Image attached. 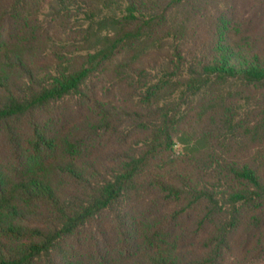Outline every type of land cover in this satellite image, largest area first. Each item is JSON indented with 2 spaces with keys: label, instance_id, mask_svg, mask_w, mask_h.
<instances>
[{
  "label": "trees",
  "instance_id": "1",
  "mask_svg": "<svg viewBox=\"0 0 264 264\" xmlns=\"http://www.w3.org/2000/svg\"><path fill=\"white\" fill-rule=\"evenodd\" d=\"M0 264H264V0H0Z\"/></svg>",
  "mask_w": 264,
  "mask_h": 264
},
{
  "label": "rangeland",
  "instance_id": "2",
  "mask_svg": "<svg viewBox=\"0 0 264 264\" xmlns=\"http://www.w3.org/2000/svg\"><path fill=\"white\" fill-rule=\"evenodd\" d=\"M253 26H254V28H256L257 24H254Z\"/></svg>",
  "mask_w": 264,
  "mask_h": 264
}]
</instances>
